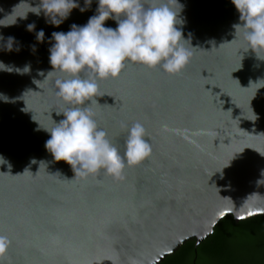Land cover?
<instances>
[{
  "label": "water",
  "instance_id": "95a60500",
  "mask_svg": "<svg viewBox=\"0 0 264 264\" xmlns=\"http://www.w3.org/2000/svg\"><path fill=\"white\" fill-rule=\"evenodd\" d=\"M179 3L195 47L181 74L128 63L119 78L98 81L102 97L92 107L109 140L123 154L122 126L140 122L152 149L116 180L75 178L45 149L41 128L66 107L55 94L61 74L45 79L51 33L86 24L97 0L59 27L29 12L39 0H0V36L19 48L0 41V62L30 66L0 71V236L8 241L0 264H161L188 242L200 246L226 217L264 216V61L242 50V35L231 42L242 23L231 0Z\"/></svg>",
  "mask_w": 264,
  "mask_h": 264
},
{
  "label": "clouds",
  "instance_id": "9594fccd",
  "mask_svg": "<svg viewBox=\"0 0 264 264\" xmlns=\"http://www.w3.org/2000/svg\"><path fill=\"white\" fill-rule=\"evenodd\" d=\"M93 0H39L29 12L43 13L45 22L59 27L74 9L88 10ZM239 12L242 23L233 25L234 39L241 38L257 59L264 61V0H231ZM96 13L84 25L73 23L67 32L54 31L49 43V64L55 79L56 96L66 105L57 115L63 119L51 128L41 127L49 133L45 149L55 161L70 165L75 178L87 179L103 172L119 180L126 167L143 163L151 154L147 131L142 123L135 122L126 129L123 154L109 140L96 118L93 105L102 97L98 81L119 78L126 64H138L149 69H159L168 75H179L191 62V37L184 38L180 18L183 5L179 0H97ZM109 19L116 27H106ZM3 19H0L2 21ZM0 25H4L0 23ZM35 23L26 25L33 31ZM36 41L43 43V29L35 32ZM0 41H5L0 36ZM54 41V42H53ZM15 38L7 37L2 45L6 51H19L13 47ZM190 44V47L188 46ZM35 52V45L30 46ZM24 74L30 66L13 69L0 62V71ZM43 75V73H41ZM44 79V80H45ZM264 81V80H261ZM261 81L252 84H259ZM258 87L257 89H259ZM4 97L0 94V99ZM2 159V158H0ZM7 238L0 236V258L6 253Z\"/></svg>",
  "mask_w": 264,
  "mask_h": 264
},
{
  "label": "trees",
  "instance_id": "16d2710c",
  "mask_svg": "<svg viewBox=\"0 0 264 264\" xmlns=\"http://www.w3.org/2000/svg\"><path fill=\"white\" fill-rule=\"evenodd\" d=\"M161 264H264V216L240 223L226 217L200 246L188 242Z\"/></svg>",
  "mask_w": 264,
  "mask_h": 264
},
{
  "label": "snow or ice",
  "instance_id": "6c2138e0",
  "mask_svg": "<svg viewBox=\"0 0 264 264\" xmlns=\"http://www.w3.org/2000/svg\"><path fill=\"white\" fill-rule=\"evenodd\" d=\"M249 215H251V213H249Z\"/></svg>",
  "mask_w": 264,
  "mask_h": 264
}]
</instances>
